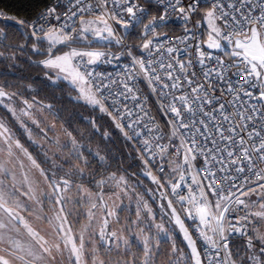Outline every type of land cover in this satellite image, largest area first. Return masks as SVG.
<instances>
[{
  "label": "snow or ice",
  "instance_id": "1",
  "mask_svg": "<svg viewBox=\"0 0 264 264\" xmlns=\"http://www.w3.org/2000/svg\"><path fill=\"white\" fill-rule=\"evenodd\" d=\"M153 2L157 4L155 15L141 0H53L31 21L0 12V43L8 39L7 29L15 26L26 42L30 38L32 52L44 55L35 63L56 70L55 78L48 76L53 86L58 80L68 81L79 93L70 99L83 100L107 113L128 140L141 136L134 125L152 134L137 149L145 166L142 174L157 190L163 189L160 197L167 200V205L161 204V211L170 222L174 220L190 249L189 255L173 243L168 264H204L205 260L207 264H237V259L239 264H264V232L260 230L264 225V0H144L149 5ZM173 17L183 23L181 37L169 38L158 31ZM203 23L208 27L206 39L199 31ZM138 27L143 30L138 34L142 43L136 46L142 53L139 57L133 55V46L125 44L130 30ZM93 40L107 41L124 51L79 50L73 46L79 42L91 45ZM45 43L46 55L41 47ZM58 45L68 50L54 55ZM25 46L18 45L19 51L23 52ZM4 55L0 52V57ZM122 55L131 57V64L124 66L118 78L91 67L119 61ZM9 58L15 60V52ZM140 76L157 97L167 133L150 111L144 110L143 102L136 105L143 115H137L132 123H122L125 116L134 114L124 100L140 99L133 83ZM117 84L120 88L113 90ZM9 87L0 83V105L17 120L25 116L39 127L30 111L35 101L22 100L24 107L17 112L12 101L19 94L7 91ZM44 109L51 111L53 105L41 104L40 110ZM20 123L32 140V130L22 120ZM90 123L95 127V121ZM125 128L133 129V135L129 136ZM54 130L55 124L40 129L44 139L56 148L52 157L45 153L46 159L52 160L53 170L48 171L0 119V264H61L65 258L68 264H85L86 245L92 247L91 264H105L86 236L98 235L109 248L112 244L119 248L121 242L126 250L129 248V240L109 230V217L115 212L104 196L93 197L71 179L90 175L82 146L67 129H63L67 142L61 144L59 136L49 140L48 132ZM104 135L107 137V133ZM63 149L69 153L64 158V163L70 164L68 171L56 163ZM95 155L101 162L105 160L99 152ZM70 158L76 163H70ZM157 165L158 175H154L151 167ZM32 169L39 172L49 191H40L39 182L30 175ZM57 171L64 175L57 177ZM109 181L126 194L129 185L124 176L116 179L113 173L96 185L102 188ZM73 189L76 199L70 195ZM169 196L206 244L204 259ZM45 200L54 206L53 215L46 214ZM81 200L90 207L87 223L75 234L69 224L72 208L68 206ZM139 204L134 224L142 223ZM95 210L102 212L101 219H97ZM143 210L155 221L146 201ZM33 220L50 225L51 231L45 232ZM95 224L100 225L98 233ZM155 228L156 237L168 235L163 222ZM250 231L252 235H248ZM139 235L142 264H154L161 241L153 243L143 229ZM234 235L247 237L246 254L237 259L229 247ZM254 241L259 242V248ZM124 264H136V258Z\"/></svg>",
  "mask_w": 264,
  "mask_h": 264
},
{
  "label": "trees",
  "instance_id": "2",
  "mask_svg": "<svg viewBox=\"0 0 264 264\" xmlns=\"http://www.w3.org/2000/svg\"><path fill=\"white\" fill-rule=\"evenodd\" d=\"M50 0H0V12L5 15L16 16L19 19L31 20L39 11H41ZM149 5V4H148ZM152 7V5H149ZM166 30L175 33L179 28L174 26H167ZM205 38H207L208 27L204 23ZM142 28L138 27L135 31L130 30L127 37V43L135 46L142 43L138 34H142ZM8 39L0 43V52H4V56L0 57V83L10 85L6 90L9 92H16L19 95L13 98L12 106L17 109L23 108L22 100L27 99L30 103L35 101L33 109H31L32 116L39 122V127L32 123L28 117L21 116L20 121L31 129L38 139L44 138L41 128H47L55 124V130L48 132L49 140L53 136H59L61 144L68 141V137L64 134L63 129L72 132V135L77 139L82 146L81 150L84 157L89 162V167L86 169L90 175H85L83 179L79 176H72L71 179L79 184L83 183L90 186L93 190H98L104 196L109 193L114 199L121 198L123 204L118 208L115 217H109V230H115L125 239L129 240V248L126 250L122 242L117 248L112 244L109 248L104 242L99 240L98 235L95 237L99 241V252L96 253L100 259L105 261V264H124L125 261L131 260L133 256L136 258V264H142L143 261V244L142 237L139 235L140 229L144 230V234L151 235L155 243L157 239L161 241L159 245L158 254L154 257V264H168L173 243L179 250L189 254L188 247L179 231L174 220L170 222V217L161 211V204L167 205L166 200H162L157 186L150 178L144 176V163L140 159V153L134 146L132 140L125 138L120 129L116 128L112 117L107 113H101L98 108L85 103L83 100L76 101L70 97L79 95L77 91L69 84L68 81L58 80L57 86H53L48 76L55 78L56 72L52 69H45L39 66V60L44 58V55H37L32 52L30 45V38L26 42L24 36L13 28L7 29ZM25 44L23 52L19 51L18 45ZM5 45H8L6 47ZM42 51L46 55L47 44L41 46ZM103 50H110L118 52L121 48L119 46L110 47L107 44H96ZM58 49L54 48L53 53ZM140 53V49L136 47ZM13 52H15V60L10 59ZM47 73V76H46ZM8 103V101H5ZM41 104H52L51 111L44 109L40 110ZM0 114L5 118L7 123L11 122L19 131V139L24 147L33 155L42 168L52 171V163L44 158L43 154L32 145L23 128H20L15 120V117L3 106L0 105ZM95 121V127L90 123ZM15 127H13L15 129ZM107 133V137H105ZM51 144V143H50ZM54 146L53 144H51ZM56 151V148H55ZM105 156V160L101 162L95 153ZM67 149H63L60 154V164H63L64 170L68 171L70 164L64 163V158L68 157ZM70 163H76L74 158H70ZM83 167V165H81ZM151 167V166H149ZM152 173L158 175L156 167H151ZM115 174L116 179L124 176L128 182L126 194L117 188L114 181H109L102 188L97 187L96 181L100 179H107L112 174ZM39 174V172H38ZM57 177L63 176L64 172L57 171ZM123 187V186H121ZM73 199L77 198L75 189L70 194ZM173 199L171 196H169ZM139 207L141 209V221L138 224L132 223L137 221L136 212ZM146 201L152 209V214L155 216V221L143 210V202ZM174 205L182 214L181 210L173 200ZM108 207L110 203L108 202ZM89 205V204H85ZM52 207H54L52 205ZM72 208V215L69 216V224L76 233L79 231V221L81 217H77L78 208L76 204L69 205ZM110 209V208H109ZM167 211V209H165ZM164 223L165 230L168 235L161 234L156 237L157 229L155 224ZM73 224V225H72ZM124 229H128L124 231ZM93 238V237H91ZM93 241V240H92ZM236 249L238 243L234 244ZM92 259H87L86 264H91ZM191 264V261H189Z\"/></svg>",
  "mask_w": 264,
  "mask_h": 264
},
{
  "label": "built area",
  "instance_id": "3",
  "mask_svg": "<svg viewBox=\"0 0 264 264\" xmlns=\"http://www.w3.org/2000/svg\"><path fill=\"white\" fill-rule=\"evenodd\" d=\"M52 2H53V0H50L44 8H46ZM66 2H67V0H64V3H66ZM141 4L144 7L149 8L150 10H152V14L153 15L156 14V12L154 10L157 7V4L155 2H153L151 4L152 7H149L148 4H145L144 0H141ZM36 15L31 20H34L36 18ZM170 25L179 28V30L177 32H175V33L168 32L166 30V27L170 26ZM167 26L164 27V28L159 29L158 31H160L161 33H167L169 38L183 36L184 27H183V23H182L181 20L176 19L175 17H173L172 19L169 20ZM189 27H191V25H189ZM199 31H200L201 34H203V38H205L204 23L200 26ZM121 34H123V33H121ZM125 44L133 46L132 47V52H133L134 56H137V57L141 56L142 53L141 52L139 53L136 50V46L135 45L127 43V38L125 39ZM180 47H183V46L180 45ZM123 51H124V49H120L118 52H114V53H120V52H123ZM149 59H152V57H149ZM165 62L167 63V59H165ZM130 64H131V57H129L127 55H122L119 61H114L111 64L99 63V64L91 66V67L95 68V70L97 72H102V73H106V74L107 73H111L114 78H118V76L120 74H122L124 66L130 65ZM133 83H135L136 94L139 96L140 99L139 100H132V99L124 100V104H126L127 108L132 110L134 114L132 116H125V118L122 121V123H125V124L132 123L137 118V115H143V113L139 112V109H137V107H136V105L138 103L143 102L144 110L145 111H150L151 115L153 117H155L156 121L158 122L161 130L163 132L167 133L169 131V129L167 128V126L165 124L164 117L158 111L157 97L151 92L146 80L142 76H140ZM112 87H113V90H117V89L120 88V86L118 84L117 85H113ZM111 99L112 98L108 99V103H111ZM106 106H107V104H106ZM117 107H119L121 111L124 110L121 105H117ZM109 111H112V109L109 108ZM114 115H115V113H114ZM146 123H147V126L149 128L152 127L151 123H148V122H146ZM134 129L136 131L141 132V136L134 137L132 139V142H133L134 146L137 149H140L142 147L143 139H146V138L147 139H151V135L152 134H150L147 131V129L144 128L141 125H134ZM125 131L128 133L129 136L133 135V129L125 128ZM164 142L167 143L166 140ZM197 166H199V162L197 163ZM156 168H158V165H157ZM210 199H211V197H210ZM173 200L175 201L174 198H173ZM177 206L179 207V205H177ZM179 209H180V207H179ZM242 214L243 213H240V215H242ZM182 216H183L188 228L190 229L194 239L196 240V242H197V244H198V246L200 248V251H201V254H202V258L204 259L203 252L205 251V249L207 247L206 244L204 243L203 240L198 238V233L193 230V222L191 220L185 218L183 213H182ZM252 234L253 233L251 231L248 233V235H252ZM235 243H238L239 247H237V249H236V246L234 245ZM254 243H256L257 248H259V246H260L259 242L258 241H254ZM246 245H247V237L246 236L234 235V236H232L230 238L229 247H230V249H231V251L233 253V258L234 259H237L238 256L239 257H243L246 254ZM204 264H207V260L204 261ZM237 264H239V259H237ZM246 264H247V262H246Z\"/></svg>",
  "mask_w": 264,
  "mask_h": 264
},
{
  "label": "rangeland",
  "instance_id": "4",
  "mask_svg": "<svg viewBox=\"0 0 264 264\" xmlns=\"http://www.w3.org/2000/svg\"><path fill=\"white\" fill-rule=\"evenodd\" d=\"M121 33H122V30H121ZM96 44H107L108 46L114 47V48H115V46H117L115 44L109 45L107 41H95V40L92 41L91 45H89L87 42H79V43H77V44H75L73 46L76 47L79 50H90V49L103 50V49H101L99 47H96ZM57 47H58V49L55 51V53H53L54 55L55 54H60L61 52L68 50L67 48H64L63 46H60V45H58ZM52 70H54L56 72L55 69H52ZM0 119H3L7 123V121L5 120V118L1 114H0ZM15 120H16L18 126L20 128H22L21 127L20 120H17L16 118H15ZM7 125L11 128L12 132L15 133L16 138L19 139V132H18L19 130L15 126H13L11 122L7 123ZM13 127H15V129ZM32 134H33V136H32V140H30V142L32 143V145L34 147L37 148V149H35V151L41 152L43 154L44 158H46L45 157V153H47V156L48 157H52L53 152L55 151V146H52L44 138L38 139L37 138V135L33 131H32ZM26 135H27V133H26ZM27 137H28V135H27ZM33 141H35V143ZM46 160H48V161H50V163H52V160L51 159H46ZM56 163L60 164L59 160L56 159ZM30 175H31V177L34 180H37L39 182V188H40V191L41 192L49 191L48 190V187H47V184L44 182L43 178L40 177V175L38 174V171L37 170L32 169V171L30 172ZM79 184H82L84 188L88 189V191L93 195V197H95V195H97V194H101L100 191L93 190L90 186H88L86 184H83V183H79ZM104 198L107 201V203L108 202L110 203L109 208L115 212V216H116V212H117L118 208L123 204V200L121 198L114 199L113 197H111L109 195V193H105L104 194ZM255 199H256V197L255 196H252V200H255ZM44 203H45V206H46V214L47 215H53V211H52L53 207H52V204L49 201H47V200H45ZM85 204L86 203H84L83 200H81L80 203L76 204V206L78 208V215H77V217H79V218L81 217V219H77L79 221V223H78L79 229H81V227L84 224L87 223L86 213L88 212L90 205H85ZM95 212H96L97 219L98 220L101 219V217L103 215L102 212L99 211V210H95ZM115 216H113V217H115ZM32 222H33L34 225H37L38 224L45 232H50L51 231L50 225L40 224L38 221H35V220H33ZM99 226H100L99 224H95L94 225V228L96 229L97 233H98V230H99ZM260 230L262 232H264V225H261L260 226ZM79 231H77L76 233L74 232V233L75 234H78ZM86 239H90L91 240V243H92V246H94L95 249H96V253L99 252V246H98L99 245V241L97 240V238L96 237L91 238V237L86 236ZM89 258L92 259V247H89V246L86 245V255H85V258H84L85 259V264L87 262V259H89ZM61 264H68L67 259L66 258L63 259L61 261Z\"/></svg>",
  "mask_w": 264,
  "mask_h": 264
},
{
  "label": "water",
  "instance_id": "5",
  "mask_svg": "<svg viewBox=\"0 0 264 264\" xmlns=\"http://www.w3.org/2000/svg\"><path fill=\"white\" fill-rule=\"evenodd\" d=\"M169 199H171L170 197H168ZM167 201V200H166ZM173 206L174 207H176L175 205H174V203H173ZM177 208V207H176ZM177 211H178V213H180V211L177 209ZM181 214V213H180ZM181 219H183L184 220V218H183V216H182V214H181ZM184 223H185V227L186 228H188V226H187V224H186V222H185V220H184ZM178 227V226H177ZM178 229H179V227H178ZM179 231H180V229H179ZM188 231L191 233V231H190V229L188 228ZM181 232V231H180ZM181 235H182V237H183V239H184V235H183V233L181 232ZM191 235H192V233H191ZM192 238L194 239V237H193V235H192ZM195 240V239H194ZM184 241H185V243H186V245H187V241L184 239ZM196 246H197V248H198V250L200 251V248H199V246H198V244H197V242H196ZM188 247V246H187ZM188 250H189V252H190V249L188 248ZM201 252V251H200ZM201 256H202V254H201ZM203 259V258H202Z\"/></svg>",
  "mask_w": 264,
  "mask_h": 264
}]
</instances>
